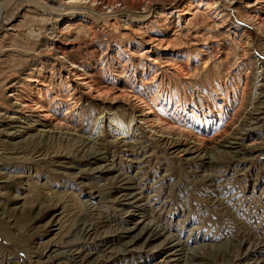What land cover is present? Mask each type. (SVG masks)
<instances>
[{
	"label": "rangeland",
	"instance_id": "374dc122",
	"mask_svg": "<svg viewBox=\"0 0 264 264\" xmlns=\"http://www.w3.org/2000/svg\"><path fill=\"white\" fill-rule=\"evenodd\" d=\"M2 11L0 264H264V0Z\"/></svg>",
	"mask_w": 264,
	"mask_h": 264
},
{
	"label": "bare ground",
	"instance_id": "6f19581e",
	"mask_svg": "<svg viewBox=\"0 0 264 264\" xmlns=\"http://www.w3.org/2000/svg\"><path fill=\"white\" fill-rule=\"evenodd\" d=\"M5 1H6V0H0V24H1V22H2V18H3V17H2V12H3L2 10H3L4 6H5ZM84 145H85V144H84ZM85 146H86V145H85ZM86 147H87V146H86ZM83 148H85V147H83ZM80 149H81V147H80ZM83 150H84V149H83ZM94 152H95V151H94ZM94 152H93V154H94ZM90 153H91V151H90ZM88 155H89V154H88ZM92 156H93V155H92ZM95 156H96V155H95ZM97 157H98V155H97ZM97 157H96V158H97ZM84 228H85V227H84ZM87 228H88V227H87ZM87 228H86V229H87ZM90 229H91V227H90ZM94 230H95V229H94ZM82 232H83V231H82ZM86 233H87V232H86ZM155 233H156V232H155ZM158 234H159V233H158ZM87 235H89V234H87ZM154 236H155V235H154ZM154 236H153V237H154ZM156 236H157V235H156ZM156 236H155V237H156Z\"/></svg>",
	"mask_w": 264,
	"mask_h": 264
}]
</instances>
